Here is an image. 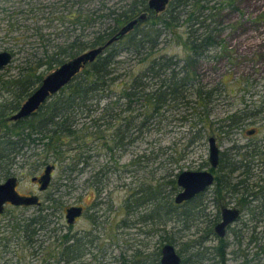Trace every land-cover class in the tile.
Segmentation results:
<instances>
[{
    "label": "trees",
    "instance_id": "1",
    "mask_svg": "<svg viewBox=\"0 0 264 264\" xmlns=\"http://www.w3.org/2000/svg\"><path fill=\"white\" fill-rule=\"evenodd\" d=\"M38 1H14L11 6H5V0H0V29L4 30L0 48L9 49L13 59H19L16 73L9 77L0 75V98L3 97L0 100V173L5 179L13 175L17 157L26 155L34 157L38 164H45L44 168L54 163L61 172L53 180L54 190L47 195L46 203L42 201L36 210L20 218L9 219L3 231L10 228L8 232L22 234L23 245L31 247L37 228H58L61 212L67 206L68 198L63 194L74 188L68 180L75 179L72 177L75 173L85 171L88 166L92 177L88 181L90 186L101 185L99 176L121 170L118 154L124 147L130 149L136 141L147 138L144 133L151 125L157 123L161 128L167 119H179L190 127L184 141L179 144L173 140L168 146L170 154L165 155L167 147L154 139L155 142H149L158 146L157 149L135 152L123 165H131L128 171L132 167L146 170L149 164L157 162L153 175L129 185L128 195L121 197L122 203L117 206L124 215L119 213L116 225L125 234L128 228L136 226L146 235H159L160 244L149 251L136 249L132 262L160 264L161 247L167 242L179 243V232L183 230V234L196 225V233H201L181 243L182 249L186 245L190 249L184 258L185 264H204L208 259L229 264V252L235 253L236 258L243 256L238 264H264V227L258 229L264 222V211L260 210L264 209V192H259L264 189V138L251 137L243 143L234 140L221 150L216 167L212 168L209 160L202 163L198 169L210 167L215 173L214 183L182 202H177L175 197L180 189L177 177L184 168L175 172L168 166L186 157L195 143L209 140L211 135L218 142V137L247 125L264 110V102L257 104L254 100L225 117L212 119V107L221 99L230 75L225 78L223 88L208 86L201 81L197 70L203 59L217 56L211 53L213 49L218 53L222 44L221 13L225 8L237 7V0H170L160 12L150 9L148 0ZM144 11L148 12L146 19L108 44L127 22ZM176 44L184 47V54L164 51ZM101 45L105 48L96 58L87 62L30 116L10 118L49 71ZM123 53L138 59L125 72L120 70L130 60H123ZM103 154L109 160L100 166ZM111 163L117 167L112 168ZM165 164L167 170L157 175ZM257 192L259 195L255 198ZM233 202L236 207L240 204L247 209L241 213V231L235 230L234 240L230 241L218 237L214 228L221 220L223 206ZM258 203L261 207L256 210ZM107 204L110 206L109 201ZM210 204L217 208L216 212L208 211ZM244 214L249 217L244 219ZM171 221L178 223V227L174 225L173 230L165 227ZM249 230L247 245L258 248L252 257L242 247ZM105 237L109 241L103 239L102 244L95 245L99 253H95L94 259L111 253V244L115 243L113 233L108 232ZM88 240L93 242V236L70 233L60 255L72 257L67 260L75 262ZM208 241L215 243L208 244ZM231 245L234 249L230 251ZM134 257L142 260L137 262ZM118 261L130 263L125 253Z\"/></svg>",
    "mask_w": 264,
    "mask_h": 264
},
{
    "label": "rangeland",
    "instance_id": "2",
    "mask_svg": "<svg viewBox=\"0 0 264 264\" xmlns=\"http://www.w3.org/2000/svg\"><path fill=\"white\" fill-rule=\"evenodd\" d=\"M14 1H22V0H12L6 1L3 3L5 6H11L10 4ZM43 1H58V0H39L37 3ZM36 3V4H37ZM2 4V2L0 3ZM237 7H230L225 8L222 11L221 19L223 21L224 27L220 33L222 38V44L219 45L217 52L216 49H213V53L217 54L216 57L211 56L207 59H203L199 64L197 70L199 71V75L201 81L206 83L208 86H219L224 87V80L230 78L227 81V87L222 92V97L214 106L212 107L211 116L212 119L216 120L221 117H225L228 113L233 112L237 109H241L248 103L256 102L259 104L260 102L263 103L264 101V0H237L236 3ZM37 16H41V13H38ZM4 30L0 29V36H4ZM174 43V42H173ZM2 49V48H0ZM184 47L182 45H173L168 48L167 51L169 54H184ZM19 56V54H18ZM127 53H123L121 58L123 60H130L124 62L123 68L120 70L121 72H125L132 64L135 65L137 62V58H131ZM132 60H131V59ZM19 59H13V61L4 69L0 70V75L4 77L12 76L17 71ZM129 64V65H128ZM7 96V93L5 92ZM5 96V97H6ZM4 97V98H5ZM3 98V97H2ZM0 98V100H2ZM101 103H104L101 101ZM212 104V105H213ZM253 107V106H249ZM179 116V113H178ZM189 123H182L179 119L174 121H164L162 123V127L160 128V124L157 123L155 125H151L150 128H147L144 135H147L143 141H136L135 145H133L130 149L124 147L121 152L118 154L120 155V160L117 162L119 167H124L123 165L127 164L126 162L130 161L132 155L135 152H140L144 149H148L151 147H156L154 144H151L149 141L155 142V140H160L162 142V147H167V152L165 155H168L170 146L174 141H177L179 144L181 141L186 139L187 131L189 130ZM233 133H230L227 136H224L219 139L218 137V144L221 146V149L227 148L231 145L234 140L237 142H246L254 137L255 140L263 139L264 138V110L260 111L258 115L250 121L247 125L234 129ZM253 130V134L250 131ZM155 139V140H154ZM177 143V144H178ZM173 150V149H172ZM170 154V153H169ZM28 155L25 157H17L18 162L13 165V173L18 177V189L22 193H29L34 192L41 196L42 201L45 202L47 195L54 190V185L50 184L46 190H41L39 185L36 184V181L32 180L34 175H41L44 171L45 164L41 163L38 164L35 162L34 157ZM101 158L98 163L100 166H104L109 160V157L105 154L100 156ZM166 157V156H163ZM29 160V161H27ZM209 160V141L208 138L199 141L192 145L187 152L186 157L181 158L178 162L169 163L168 166L173 168V171L177 172L181 168L184 169H198V167ZM125 163V164H124ZM84 164V163H83ZM110 164V163H109ZM115 163H111L112 168L117 167ZM157 162H153L149 164V168H140L133 170L132 167L131 171H128L131 165H127L122 170H115L112 171L110 174L106 175L105 177L99 176L102 183L100 188L96 189L90 186V181H92L91 170L90 167L86 166V170L81 173H75L72 177L75 179L68 180L70 183L74 185L71 192L63 194L67 199V206L71 204H78L81 202L88 203L90 208L88 210L95 211L97 205H95V201L97 199H106L111 204L114 201V210H111L110 217L112 218V222L110 223L108 219V226L105 228L101 227V236L105 232H112L114 242L112 243V250L111 253L101 255L100 258L96 259L97 262L92 258V255L87 253L85 254L84 258L76 260L75 262H71L68 264H119L118 257L121 256L122 253L126 254L127 259L130 260L129 264H134L133 253L136 249H142L145 251L155 249L159 243V235H146L144 232L139 229L138 227L134 226L128 228V233L125 234L121 228L116 225V221H118L119 213L121 216L124 215L122 211H118V207L122 203L121 197L128 195L126 191L129 185L134 184L135 182H139L142 179H146L153 175L154 169H156ZM167 166V167H168ZM166 164L165 168H160L157 172V175L162 174L167 169ZM150 169H153L152 171ZM61 172L60 167L58 166L53 171V180L59 177ZM77 174V175H76ZM61 178V176H60ZM154 178V177H152ZM89 179V180H87ZM5 177L0 173V182L4 181ZM89 181V182H88ZM64 187V186H62ZM65 191V189L63 190ZM210 195V192L207 196ZM46 203V202H45ZM21 206V205H19ZM17 205L8 204L5 208V211L0 215V263L4 262L5 264H32V253L30 246H24L21 236L14 234V232L9 230H5L6 224L9 222V219L12 220L14 218H20L24 214H29L32 211L36 210V205H22L23 207H19ZM65 206V208H67ZM104 207H107L108 204L104 203ZM88 207V206H87ZM64 208V211H65ZM209 212L214 213L216 212L217 208L210 204L207 208ZM89 212V211H88ZM109 213V214H110ZM108 214V216H109ZM88 215L86 217L81 218L80 220L76 221V228L86 227L90 228L92 223L88 220ZM249 217L248 214H244V219ZM110 218V220H111ZM61 220L65 219L64 217L60 218ZM243 220L242 214L240 215L239 219L233 222L226 235L224 236L230 241L234 240V231L239 230L241 231L240 225ZM65 223V221H64ZM104 225V223H102ZM199 225L203 223L198 222ZM253 224V221H252ZM174 221L165 225L169 229L173 230ZM178 227V223L176 225ZM180 226V225H179ZM67 228V226H64ZM264 227V222L260 224L258 227L261 230ZM196 225H193L191 229H187L186 232L181 230L178 235L179 243H176L177 248H181V243L189 241L190 239L195 238L197 234L201 232L197 231L196 233ZM257 229V230H258ZM250 230L243 238V248L245 251H250V256H253L254 251L258 248L255 245H247L248 235ZM4 233V234H3ZM3 234V236H2ZM128 236L131 238L128 239ZM109 241V239H105ZM4 243L7 246H4ZM103 243V240H102ZM101 243V244H102ZM208 244L215 243V241H208ZM3 244V245H2ZM187 251H184L186 254L190 251L188 245H186ZM248 247V249H247ZM234 249V246L231 245L229 250ZM99 249L94 248L93 252L98 253ZM144 259V258H143ZM134 260L140 262L142 258L134 257ZM243 260V256L240 258H236L235 253L229 252L227 262L229 264H238ZM61 264H67L61 262ZM204 264H218L217 261L214 259H208Z\"/></svg>",
    "mask_w": 264,
    "mask_h": 264
},
{
    "label": "water",
    "instance_id": "3",
    "mask_svg": "<svg viewBox=\"0 0 264 264\" xmlns=\"http://www.w3.org/2000/svg\"><path fill=\"white\" fill-rule=\"evenodd\" d=\"M170 0H148L150 9L157 12L163 11ZM148 17V12L144 11L137 17L127 22L115 35H113L108 44L121 38L125 33L133 29L141 20ZM105 48V45L90 48L78 55H75L54 69L49 71L35 90L24 100L20 108L16 110L10 118L13 120L22 119L30 116L37 110L52 94L59 91L64 85L70 82L73 77L83 68L87 62L92 61ZM13 60V53L9 49L0 50V70L7 67ZM253 130L250 131L252 133ZM209 161L213 167L219 164L221 146L217 142L215 135L209 137ZM56 168L54 163L46 165L43 173L38 177L34 175L32 180H38L40 189H46L53 176V170ZM215 180V174L208 168L191 169L187 168L178 174L177 181L181 190L177 193L175 199L182 202L193 198L198 193L209 188ZM17 175H9L3 182H0V214L4 212L6 204L11 205H39L41 200L37 194H25L18 190ZM67 217L73 222L76 216L82 212V206L72 204L67 208ZM241 213L238 207L223 206L221 221L216 225V230L225 235L227 226L239 219ZM162 264H182L181 256L178 254L173 243H165L162 247Z\"/></svg>",
    "mask_w": 264,
    "mask_h": 264
},
{
    "label": "flooded vegetation",
    "instance_id": "4",
    "mask_svg": "<svg viewBox=\"0 0 264 264\" xmlns=\"http://www.w3.org/2000/svg\"><path fill=\"white\" fill-rule=\"evenodd\" d=\"M207 168L214 173V171L210 167H207ZM202 169H204V168H202ZM34 181H36V184H38L40 187L41 183L38 180H34ZM50 184H53V176H52L51 181L49 182V185ZM49 185L47 186V188L49 187ZM46 189H41V190H46ZM96 189H99V191H101L100 185L97 186ZM180 190H181V186H180L179 191ZM259 192L263 193L264 189L262 191H259ZM25 194H37V193L29 192V193H25ZM37 195H39V194H37ZM258 195H259V193L257 192L255 194V198H257ZM39 198H40L41 204H42V198L40 195H39ZM106 198L107 197H105L104 200L103 199H97L95 201V205H97V206L100 205L101 202L103 201L102 204L95 209V211H91V210L87 209V208H90L89 206H91L88 203H86V202L79 203L78 202L77 205L82 206V212L79 216L75 217L73 222H70L68 217H67V209L65 208V211L63 209L61 212L60 218L65 216V219L64 220L59 219L60 223L58 224V228H56L55 230H53V229L50 230L49 229L50 227L37 228L35 231L32 246H31L32 264H61V262L68 264V263L74 262L73 260L68 261V260L72 259V257H68V256L63 257L60 255L63 252L62 247L65 245L66 237L70 236V233L71 234L72 233L77 234V235L79 233H81V235H83V236H85V234L87 233V234L93 236L94 241L92 242L91 240H88V242L85 243V245H83V247H84L83 252L81 253V256L77 260L84 258L85 254H87V253L91 254L92 258H94L96 256L95 255L96 252L94 253L93 250H94V248L98 249V246H95V245L101 244L103 239H107V237H105L107 235V232H105L101 236V230L100 229H101V227L105 228L106 226H108V222H107L108 218H111L110 217V215H111L110 211L115 209L113 206L114 201L110 204V206L109 205L107 207L103 206V204L107 203V201H108ZM8 204H10V203H8ZM8 204H6V206ZM235 204L236 203L233 202V203H229L228 205H224V206L236 207ZM238 206L240 207V208L238 207L240 209V213L246 212L247 208L241 206L240 204ZM258 207H261V204L258 203L256 210L258 209ZM260 210L264 211L263 208H260ZM108 214H109V216H108ZM221 214H222V210H221ZM86 215L89 216V217L88 216L87 217H88V220L92 223L91 224L92 226L89 229L86 227H80V228L75 229L76 221L80 220L83 217H86ZM221 219H222V217H221ZM64 221H65V223H64ZM111 222H112V218H111ZM102 223H104V225ZM65 225L67 226V228L64 227ZM230 225L227 226V231H228ZM214 231L218 237H224L226 235V234L221 235L216 230V226L214 228ZM227 231H226V233H227ZM110 235H111V233L109 234V236ZM0 242H1V239H0ZM173 244H174L178 254L181 256L182 264H185L184 258L186 256V253L184 251H187V249H182V247L179 249V248H177V245L175 243H173ZM162 247H161L160 264H162L161 263ZM98 253H99V251H98ZM62 258L65 260H63ZM0 264H5V263L2 262ZM107 264H108V262H107ZM151 264H153V262Z\"/></svg>",
    "mask_w": 264,
    "mask_h": 264
}]
</instances>
